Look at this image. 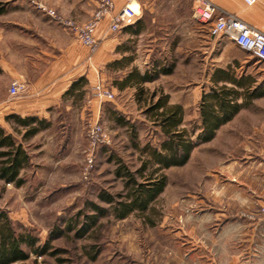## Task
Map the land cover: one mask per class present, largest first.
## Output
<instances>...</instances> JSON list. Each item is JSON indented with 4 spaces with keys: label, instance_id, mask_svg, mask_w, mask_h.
I'll use <instances>...</instances> for the list:
<instances>
[{
    "label": "rangeland",
    "instance_id": "374dc122",
    "mask_svg": "<svg viewBox=\"0 0 264 264\" xmlns=\"http://www.w3.org/2000/svg\"><path fill=\"white\" fill-rule=\"evenodd\" d=\"M34 2L85 29L94 12L86 19L90 0H0V45L32 41L52 56L63 48L65 30L37 10ZM185 2L145 0L144 5ZM75 4L81 7L80 13L73 14ZM138 7L135 1V13ZM182 8L176 12H182ZM189 24L197 28V51L148 63L174 68L170 75L143 86L147 93L143 101L149 94L160 97L162 93L169 96V105L180 101L185 105L183 127L191 131L199 125L198 106L211 87L210 71L229 65L237 76L246 73L256 77V87L264 89V63L255 62L226 38L209 37L207 28L194 21L192 13L182 24L185 30ZM68 37L74 39L69 34ZM77 43L89 57L99 45L97 40L98 45L91 52ZM49 44L53 45L51 49ZM29 47L23 50L28 52ZM17 50L21 51V47ZM26 63L22 59L17 62L21 67ZM89 77L93 87L87 82L81 90H75L73 97L64 96L57 116L59 125L53 129L23 139V129L17 128L13 120L8 124L2 121L3 126L11 128L15 142L24 146L31 163L21 172L24 183L20 187L0 182V211L8 215L16 230H31L40 245L48 241L49 252L53 253L43 257L30 254L28 260L18 264H189L188 257H184L191 251L189 237L204 240L219 226L264 220L258 214L264 205V98H258L221 126L210 142L194 147L183 166L163 171L164 191L146 214L153 220L152 226L139 214L122 221L108 216L101 218L98 228L84 238L76 239L72 233L59 235L67 219L85 210V203L95 202L104 207L96 198L101 191L122 193L123 183L114 176L112 158L122 159L135 172L143 160L139 151L163 140L158 127L144 116L145 104L136 103V90L118 91L115 87L123 78L122 71H113L106 64L90 70ZM95 87L111 93L112 99L95 97ZM9 88L0 76V102L3 97L6 103L11 101ZM28 93L29 90L19 96ZM64 106H68V111ZM3 113L0 104V119ZM14 129L20 132L17 134ZM232 235L226 236L228 252L239 246ZM213 251L220 253V261L225 250Z\"/></svg>",
    "mask_w": 264,
    "mask_h": 264
},
{
    "label": "crops",
    "instance_id": "0c3cea01",
    "mask_svg": "<svg viewBox=\"0 0 264 264\" xmlns=\"http://www.w3.org/2000/svg\"><path fill=\"white\" fill-rule=\"evenodd\" d=\"M112 1L115 13L127 3L126 0ZM135 1L139 6V11L130 26L113 34L108 30L110 18L102 19L95 31V38L99 45L91 57L85 48L78 45L76 40L69 39L68 33L65 31L64 38H62V42L65 44L63 48H59L57 55L54 54L55 56L48 54L32 41L1 44L0 76H3L9 87L16 83L22 86L21 93L27 90L29 93L25 97L10 98L11 101L8 103L3 97L0 104L4 113L0 119V128L4 129L6 134L12 135L9 130L11 128L3 126L2 121L3 124H8L9 120L13 119L6 121V118L13 116L21 119L35 118L48 123L47 129H53L54 126L59 125L57 116L60 114L58 111L62 106L66 92L79 78H84L88 85L93 87L94 84L88 75L90 70H97L98 66L118 63L125 59L129 62L127 68L118 70L122 71L123 77L134 69L140 76H143L151 70L152 66L148 64L151 61L176 59L197 51L199 41L197 28L191 27L189 24L188 30H185L182 25L184 21L190 19L194 8L191 0H186L182 4L170 5H144L145 0ZM210 1L226 12L235 14L246 22H251L250 25L264 32V0H259L249 8H245L241 0ZM89 3L88 9L85 11L86 19L95 10L94 4L91 1ZM182 7H186L187 11H184ZM80 8L78 4H75L72 9V11L74 10L73 14L80 13L82 10ZM181 8L183 11L177 13L176 11ZM27 46H30V49L25 52L23 49ZM52 46L51 44L49 47L47 45L50 49ZM18 47H21V51L17 50ZM21 59L25 62L28 61L23 67L17 64ZM220 69L235 71L228 65L216 67L210 72L213 74ZM242 75L246 76L247 74H240V76ZM257 84L256 79V86ZM241 101L242 99H239L238 102ZM174 104L182 106L185 111V105L180 101ZM64 109L68 111V106H64ZM30 163L31 161H29ZM228 233L234 234L232 236L239 245L229 252L227 250L228 238H226ZM189 238L192 239L189 242L192 245L191 251L187 252V255L184 254L185 258L188 257L189 264H264V220L245 225L219 226L204 240L197 237ZM218 248L225 250L220 261L217 259L220 253L213 251ZM192 251L197 255L191 253Z\"/></svg>",
    "mask_w": 264,
    "mask_h": 264
},
{
    "label": "trees",
    "instance_id": "16d2710c",
    "mask_svg": "<svg viewBox=\"0 0 264 264\" xmlns=\"http://www.w3.org/2000/svg\"><path fill=\"white\" fill-rule=\"evenodd\" d=\"M128 63V60L124 59L118 63H110L107 67L118 72L127 68ZM151 66V70L143 76L135 69L132 70L115 83V87L118 91L127 88L136 90V103L145 104L144 116L158 127L162 142L139 151L143 160L135 172L128 168L122 159L112 158L115 165L114 176L123 183L122 193L112 195L101 191L96 198L104 207L95 202L85 203V210H79L76 215L67 219L64 231H60L59 235L72 233L76 239L84 238L91 230L98 228L101 218L108 216L122 221L131 215L139 214L145 216L149 226H152L153 220L146 214L151 212L153 203L164 191L166 176L163 171L183 166L189 160L194 147L210 142L215 132L229 123L241 109L250 105L253 100L264 98V89L256 87V79L252 75L236 76L234 70H216L210 78L211 87L203 94L198 106L199 125L189 131L183 127V109L178 104L169 105L168 95L162 93L157 97L155 94H149L143 101L147 94L143 86L154 82L160 76L170 75L174 68L159 65L157 62ZM86 85V80L80 78L66 95L73 97L75 90H81ZM239 99L242 101L238 102ZM9 119H13L17 128L23 129V139L32 138L48 126V123L35 118L21 119L11 116L7 117L6 121ZM196 131L198 133L195 135ZM14 132L18 134L20 131L14 129ZM29 161L30 157L21 143L15 142L11 134H6L4 129L0 128V182L20 187L24 183L21 172L29 166ZM50 249V243L46 241L40 245L38 237L34 236L31 230H16L8 215L0 211V264L22 263L29 259L30 254L35 257L47 256Z\"/></svg>",
    "mask_w": 264,
    "mask_h": 264
},
{
    "label": "built area",
    "instance_id": "2783aa9c",
    "mask_svg": "<svg viewBox=\"0 0 264 264\" xmlns=\"http://www.w3.org/2000/svg\"><path fill=\"white\" fill-rule=\"evenodd\" d=\"M94 4V12L88 21L89 27L85 29L81 26L72 24L60 17L55 11L46 8L44 5L34 2L37 10L48 16L56 25H59L69 35L77 39L79 43L94 51L98 45L94 38V33L103 18L109 17L108 30L117 33L122 28L130 26L138 16V13L129 7L133 0H126L127 3L121 10L116 11L112 0H90ZM259 0H241L245 7L254 6ZM193 4L192 19L207 28V34L211 38H226L238 49L249 54L257 63H264V32L253 27L249 23L238 18L235 14H230L213 4L210 0H191ZM22 91V86L13 83L9 90L10 98H17ZM95 97L99 99L111 100L112 95L107 91H101L95 87ZM99 127V126H98ZM96 126H93L95 129ZM100 130V128H98ZM98 143H103L98 140ZM258 214L264 217V205L260 207Z\"/></svg>",
    "mask_w": 264,
    "mask_h": 264
},
{
    "label": "bare ground",
    "instance_id": "6f19581e",
    "mask_svg": "<svg viewBox=\"0 0 264 264\" xmlns=\"http://www.w3.org/2000/svg\"><path fill=\"white\" fill-rule=\"evenodd\" d=\"M134 3H135V0H133V1L130 3V5H129V7L132 8L133 10H134V8H133Z\"/></svg>",
    "mask_w": 264,
    "mask_h": 264
}]
</instances>
